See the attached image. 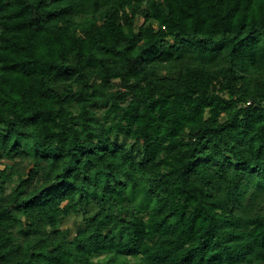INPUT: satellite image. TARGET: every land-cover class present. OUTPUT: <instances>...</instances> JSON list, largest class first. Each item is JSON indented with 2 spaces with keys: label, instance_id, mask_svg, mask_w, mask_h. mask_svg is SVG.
<instances>
[{
  "label": "trees",
  "instance_id": "trees-1",
  "mask_svg": "<svg viewBox=\"0 0 264 264\" xmlns=\"http://www.w3.org/2000/svg\"><path fill=\"white\" fill-rule=\"evenodd\" d=\"M0 264H264V0H0Z\"/></svg>",
  "mask_w": 264,
  "mask_h": 264
}]
</instances>
